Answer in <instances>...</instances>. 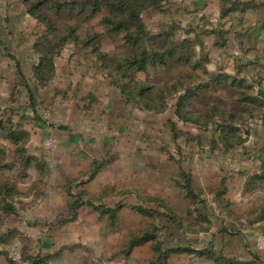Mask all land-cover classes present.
<instances>
[{"label": "rangeland", "instance_id": "obj_1", "mask_svg": "<svg viewBox=\"0 0 264 264\" xmlns=\"http://www.w3.org/2000/svg\"><path fill=\"white\" fill-rule=\"evenodd\" d=\"M39 1L29 4L34 8ZM117 1L122 2L43 0V5L33 12L46 21L34 29L33 36L39 37L35 50H59L70 55L69 70L78 74L79 69L92 68L97 81L110 82L115 90L132 93L136 99L144 91L139 102L144 99L149 106L145 110L130 106L128 114L119 108L113 109L111 116L96 115L92 118V144L85 140L88 135L83 132L77 134L76 142L66 138L67 144L59 147L56 135L64 127L61 121L73 132H80V127L72 124L74 116L66 112L64 102H68H52L49 82L41 85L36 76H20L19 70L18 75L14 73L5 64L8 59L1 46L2 203L9 205L25 195L44 198L48 185L56 194L54 181L63 183L71 177L69 170L85 166L73 177L92 179L95 206H121L111 223L106 216L92 214L94 249L122 245L123 250L128 234L144 228H151L149 232L160 245L199 247L190 239L206 232L226 251L230 247L243 248L244 253L235 251V255L240 254L235 258L252 255L256 264H264V250L257 247V239L264 236V189L242 202L244 177L233 171L232 150L225 149L229 142L224 137H233L246 109L242 112L231 81L224 82L216 76L224 69L232 71L234 51L244 52L249 47L244 37L254 31L264 33V19L259 21V27L252 28L228 25L222 19L243 21L248 12L264 13V0H134L138 2L131 7L141 9L139 14L134 11L136 17L131 20L127 13L112 14L106 7ZM68 4L72 7L68 8ZM126 5L130 4L126 1ZM95 7L99 8L93 11ZM223 9L229 12L225 15ZM161 52L166 56L158 61L160 67L153 69L150 57ZM143 53L148 59L138 58ZM37 63L35 60L33 66ZM141 63L144 70L138 71ZM27 85L32 88V97L26 92ZM65 94V90L58 93L63 98ZM96 109L99 113L100 109ZM260 121L263 120L257 117L246 125L250 129ZM47 137L53 140L51 149L43 145ZM67 164L69 167L64 168ZM131 208L150 215L142 217ZM13 242L18 243L11 239L7 245ZM100 258L105 259L104 255Z\"/></svg>", "mask_w": 264, "mask_h": 264}, {"label": "crops", "instance_id": "obj_2", "mask_svg": "<svg viewBox=\"0 0 264 264\" xmlns=\"http://www.w3.org/2000/svg\"><path fill=\"white\" fill-rule=\"evenodd\" d=\"M0 13H2V15L0 14V41L5 51H3L6 55L5 59H8L5 64H8L17 75L19 70L21 75L32 76L35 60L38 61L40 57L34 49L37 36H33V33H35V27L40 23L27 14V7L23 0H0ZM253 16L257 19H252ZM263 19L264 13L259 10L246 13L243 21L236 19H222V21L228 25L238 27L248 25L252 28L256 27ZM244 38L249 44L248 51H234L232 71L224 69L217 74H228L237 80L245 81L251 86L252 94L250 95L257 96L258 92L264 93V55L261 54L264 50V33L259 34L254 31L252 35L248 34ZM69 58L70 55L65 56L61 52L55 59L54 76L49 82L50 85L52 84L49 95L53 103L55 101L56 104L68 102V104L64 102V107L67 114L71 113L74 116L72 124L75 127H80V132H73L61 121L64 127L56 135L59 147L67 144L64 142L66 138L68 141L76 142L79 138L77 134H83V132L88 135L85 140L87 139L92 144V118L96 115L100 118L114 115L113 109L121 108V111L126 114L131 110V107L121 98L119 91L110 86L108 82L95 79L92 68L85 71L79 69L80 73L78 74L74 73L73 69L69 70ZM227 61L228 59H225V62ZM25 89L26 92L33 95L31 87L27 85ZM62 90H65V98L58 95ZM69 107L71 111L68 110ZM96 108L100 109L99 113H96ZM64 116L66 118L68 115ZM257 117L263 121L257 122L258 124L250 128L244 143L232 150L235 160L233 171L244 177L240 191L243 197L241 198L242 202L256 197L255 195L264 189V107L254 110L252 116L246 117L245 120L248 123ZM68 167V164L67 167L64 166V168ZM85 169L84 166L76 169L77 171L69 170L68 176L71 177L64 179L63 183L59 180L54 181L52 184L58 189L56 194L49 190L50 186L48 185L44 198L33 199L32 196L26 197L25 195L15 200L11 203L12 211H6L0 200V236L5 238V242L0 243V264H10L4 255V248L11 239L18 241L24 253L34 259L37 264H219L208 256L200 255L203 251L236 261H252V255L240 259L235 258L234 256L240 255H235V251L242 250L244 253L243 248L241 249L240 246L230 247L226 251L223 246L216 244L217 239H209L210 235L206 232L190 239V243L199 245V247L186 244L161 245L160 250L168 252L167 258L161 261L157 260L152 242L132 248L127 255L121 253L122 245L116 249H94L92 247V214L98 217L100 212L92 208V204L96 205L95 196L92 197V179L81 181L73 177ZM91 171L92 161L89 168L87 167V172ZM79 193H83V196L77 207L76 216L69 219L68 207L73 201L72 197H76ZM245 197H248L247 200H244ZM114 205L105 207L114 208ZM133 213L144 216L137 212ZM67 218L68 220L63 221ZM146 229L151 228L129 233L128 237L139 235ZM115 253L117 254L114 257ZM102 255L105 259L100 258ZM180 255L188 256L189 259L180 260L178 257Z\"/></svg>", "mask_w": 264, "mask_h": 264}, {"label": "trees", "instance_id": "obj_3", "mask_svg": "<svg viewBox=\"0 0 264 264\" xmlns=\"http://www.w3.org/2000/svg\"><path fill=\"white\" fill-rule=\"evenodd\" d=\"M126 1L130 5H126ZM152 1H154V0H152ZM23 2L27 7V12L30 13L32 16H35L33 13V12H35L34 10L35 9L38 10L40 8V6L43 5V0H40L39 2H37L35 4L34 8L31 7L28 0H23ZM135 2H138V1L122 0V2H120V3L117 1L116 5L109 2L110 5L106 6V7L108 9H110L112 14L117 13L119 11L123 15L125 13H127L128 18L131 20V18L136 17V15L133 14L134 11L139 14V10L141 9V6L134 7V8L131 7V4H133ZM148 2H149V0H148ZM118 3H119V5H118ZM94 6H97V5H94ZM28 7H29V9H28ZM67 7L71 8L72 5L68 4ZM98 8L99 7H97L93 11L98 10ZM222 12L225 13V15H226L227 12H229V10L223 9ZM37 20L40 24H43V23L46 24V21L43 19L37 18ZM111 24H112L111 26H113V23H111ZM117 27H120V26H117ZM38 40H39V37H37L36 43L34 44V49H38V48H36L38 45ZM59 44L60 45L64 44V39ZM1 46H2V43L0 41V47ZM160 54H162V52L161 53H154L151 55L152 57H150V59L153 62V64H152L153 69H158L161 65V63H158V61L162 60V56H164V57L166 56V55H160ZM39 55H40V57L38 59V63L35 66H33L32 71H33V76H36V79L40 82L41 85H43V84H46L47 82H50V80L54 76L55 59L60 55V52H59V50H56L55 52H53V51L51 52L50 50H47V52H41V53H39ZM167 57H170V53L167 55ZM138 58H140L141 60L148 59L146 53L141 54ZM142 65H143V63H141V66L139 68H137L138 71L144 70L142 68ZM19 75L22 76L21 73H19ZM216 76L218 78H220L221 81H224V82L231 81V86L235 90L236 96L238 97L237 100L240 101L242 112H244L246 109V112H245L246 114L242 115V117L238 120V123H237L238 126H237L235 133L233 134V137H231V139L229 138V136L224 137L225 140H227L229 142V143H227V147L225 149L230 151V150H233L235 147L244 143L246 136L248 135V132H249V127L246 125L247 120H245V118L248 116H252L254 110L263 109V107H264V102H263L264 93L258 92L257 96H251L250 95V94H252L251 93V86L248 83H246L245 81L237 80L230 75L221 74V73H218ZM246 84H248V85H246ZM109 85L112 87H115L110 82H109ZM243 85H245L244 89H242ZM245 91H248V93H246ZM119 93H120V96L123 99V101L126 104H128L129 106H133L136 108L141 107V108H137V109H143V110L146 109L145 106H149L146 104L144 99L141 100V101H143V103H141V101L139 102V96L144 94V91H141L140 95H137L138 96L137 99L133 97L132 93H126V92L124 93L120 89H119ZM28 94L30 97H32V94L30 92ZM147 109H148L147 111H152L153 108L147 107ZM240 115H241V113H240ZM91 173H92V171H91ZM90 178H92V174H91ZM82 196H83V193H79L76 197L75 196L72 197L73 201L70 203V205L68 207V213H69L68 218L69 219L75 218L76 210L80 204ZM0 200H1V198H0ZM1 202H2V200H1ZM11 202L9 203V205H7V203H4V204L2 203L4 206V209H6V211H12ZM93 206H94L95 210L100 212L101 215L106 216L107 220L110 223L114 222L116 220L118 210H119V208H121L120 205H117L115 208H107V207L101 208V206H95L92 204V208H93ZM131 210H133L134 212H137L139 214H142L144 216L146 214L150 215L149 212L148 213L144 212V210H142L140 208H137V209L131 208ZM68 218L63 219V221L68 220ZM150 230L151 229H146L144 232H142L139 235L130 236L128 241L125 243L124 249L121 251V253L124 255H127L132 250V248L139 246V245H142V244L147 243V242H152L154 244V247H153L154 252H156V254H157V260L161 261V260L166 259L168 252L167 251L164 252V251L160 250L161 245L159 243H156V240L154 239L152 232H149ZM2 242H5V238L0 236V243H2ZM200 255L208 256V258H212L213 260H215V262H218L219 264H256V262L253 260L248 261V262L236 261V260L225 258L222 256H215L211 252L205 253L203 251ZM31 261H32V264H37V262L34 259H31Z\"/></svg>", "mask_w": 264, "mask_h": 264}, {"label": "built area", "instance_id": "obj_4", "mask_svg": "<svg viewBox=\"0 0 264 264\" xmlns=\"http://www.w3.org/2000/svg\"><path fill=\"white\" fill-rule=\"evenodd\" d=\"M45 149H51L53 140L49 137L43 141ZM257 247L259 250H264V236L257 239ZM4 255L10 264H32L31 258L26 256L19 243L13 242L4 248Z\"/></svg>", "mask_w": 264, "mask_h": 264}]
</instances>
